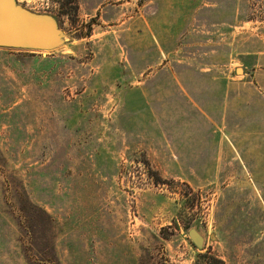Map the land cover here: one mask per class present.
<instances>
[{"label": "rangeland", "instance_id": "rangeland-1", "mask_svg": "<svg viewBox=\"0 0 264 264\" xmlns=\"http://www.w3.org/2000/svg\"><path fill=\"white\" fill-rule=\"evenodd\" d=\"M16 3L61 44L0 47V264H264V0Z\"/></svg>", "mask_w": 264, "mask_h": 264}, {"label": "water", "instance_id": "water-1", "mask_svg": "<svg viewBox=\"0 0 264 264\" xmlns=\"http://www.w3.org/2000/svg\"><path fill=\"white\" fill-rule=\"evenodd\" d=\"M61 44V33L47 14L30 12L16 0H0V47L50 50ZM189 236L196 246L202 237L191 229Z\"/></svg>", "mask_w": 264, "mask_h": 264}]
</instances>
